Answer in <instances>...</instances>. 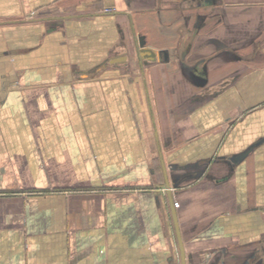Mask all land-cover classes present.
Returning a JSON list of instances; mask_svg holds the SVG:
<instances>
[{"label":"crops","instance_id":"crops-1","mask_svg":"<svg viewBox=\"0 0 264 264\" xmlns=\"http://www.w3.org/2000/svg\"><path fill=\"white\" fill-rule=\"evenodd\" d=\"M144 81L186 264H264V0H0V264H181Z\"/></svg>","mask_w":264,"mask_h":264},{"label":"water","instance_id":"water-1","mask_svg":"<svg viewBox=\"0 0 264 264\" xmlns=\"http://www.w3.org/2000/svg\"><path fill=\"white\" fill-rule=\"evenodd\" d=\"M121 13H123V12H121ZM128 17L130 18V15H128ZM130 28H131L132 37H133L135 58L137 60L138 66L140 68V72L143 75L145 73V66L149 65L150 63L156 62L157 54L155 51H153L149 48H146L144 43L142 42L141 38H139L137 36L132 19L130 21ZM127 59H128V57L125 56V57H122L120 59H116L114 61H115V63L125 62V61H127ZM144 86H145L149 111H150V115H151V120H152L154 131H155V137H156V141H157L159 157H160L162 170H163V174H164L165 188H166L167 195H168L169 202H170V206H171L172 220L174 223V227H175V231H176V235H177V240H178V244H179L181 264H186L187 262H186V254H185L184 244H183V240H182V236H181V232H180V226H179V222H178L177 212L174 208V202L175 201H174V198L172 195V188H171V184L169 182V178H168V174H167V168H166L165 161H164V156H163V152H162V148H161V144H160V138H159L158 130L156 128V123H155V119H154V112H153V108H152V104H151L150 96H149V92H148V86H147L145 81H144Z\"/></svg>","mask_w":264,"mask_h":264},{"label":"built area","instance_id":"built-area-1","mask_svg":"<svg viewBox=\"0 0 264 264\" xmlns=\"http://www.w3.org/2000/svg\"><path fill=\"white\" fill-rule=\"evenodd\" d=\"M178 206H179V203L175 202V207L178 208Z\"/></svg>","mask_w":264,"mask_h":264},{"label":"rangeland","instance_id":"rangeland-1","mask_svg":"<svg viewBox=\"0 0 264 264\" xmlns=\"http://www.w3.org/2000/svg\"><path fill=\"white\" fill-rule=\"evenodd\" d=\"M237 53V52H236ZM235 54V53H234Z\"/></svg>","mask_w":264,"mask_h":264}]
</instances>
